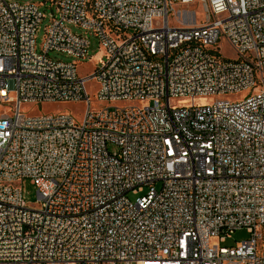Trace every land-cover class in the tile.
<instances>
[{
  "label": "built area",
  "instance_id": "obj_1",
  "mask_svg": "<svg viewBox=\"0 0 264 264\" xmlns=\"http://www.w3.org/2000/svg\"><path fill=\"white\" fill-rule=\"evenodd\" d=\"M47 1L38 52L41 5L0 0V264H264V0Z\"/></svg>",
  "mask_w": 264,
  "mask_h": 264
},
{
  "label": "rangeland",
  "instance_id": "obj_2",
  "mask_svg": "<svg viewBox=\"0 0 264 264\" xmlns=\"http://www.w3.org/2000/svg\"><path fill=\"white\" fill-rule=\"evenodd\" d=\"M12 2H18V3H36L41 5V11L43 13L44 19L40 25V28L36 35V48L37 51L40 52L43 46V43L45 41V32L47 26L50 25L51 22L54 21L53 16L56 15L57 11L54 7V4H52L51 1H47V3L43 4L44 0H9ZM53 3L56 0H52ZM195 10H197L198 14V22L203 20V13L199 6L194 7ZM68 28L76 34H81L82 30L75 28L74 26H68ZM91 41V48L89 50L88 59L85 61H81L78 66V72L79 75L84 77L85 75H88L89 73H92L96 67H100L102 62L104 61V53L102 51V48L100 47L98 41L93 37L90 36ZM220 49L223 52V55L229 58H235V52L233 48L228 45L226 42L220 43ZM49 57L55 61H62L65 63H69L73 60V58H68L63 54L56 53V52H50ZM98 90L97 82L92 80L90 81L88 85V92L90 93L91 100H94V96L96 95ZM250 94V91L243 92L239 97H230L228 99L229 101H237L244 100L246 97H248ZM238 98V99H237ZM11 101H14L13 96H11ZM197 104H207L211 103L209 99L205 100H196ZM100 103L96 102L95 105L92 103L90 104V109H93L97 106H99ZM7 106H12L11 104L3 105L0 104V115L7 111ZM86 110L85 104L80 103H66V102H60V103H43L41 106L37 105H24L22 107V113L26 115H54V114H69L73 116V118L77 122H81L82 118L84 116V111ZM108 149L110 151H114L115 147L113 145H109ZM22 188V196L23 200L29 207L37 206L38 203V194H37V188L34 184H32L31 180L25 179L21 183ZM129 199L131 201H135L137 199V196L129 194ZM250 233L247 231V229H240L235 232H233L229 238L225 239V242L222 243V246L230 248V247H236L237 244L241 243L242 241L248 240L250 238Z\"/></svg>",
  "mask_w": 264,
  "mask_h": 264
}]
</instances>
